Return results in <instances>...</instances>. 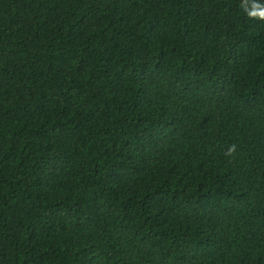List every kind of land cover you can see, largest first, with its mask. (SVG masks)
<instances>
[{
  "label": "trees",
  "instance_id": "trees-1",
  "mask_svg": "<svg viewBox=\"0 0 264 264\" xmlns=\"http://www.w3.org/2000/svg\"><path fill=\"white\" fill-rule=\"evenodd\" d=\"M0 264H264V0H0Z\"/></svg>",
  "mask_w": 264,
  "mask_h": 264
}]
</instances>
